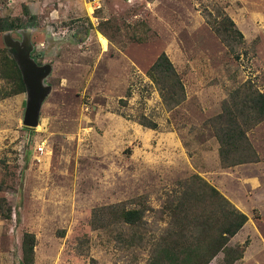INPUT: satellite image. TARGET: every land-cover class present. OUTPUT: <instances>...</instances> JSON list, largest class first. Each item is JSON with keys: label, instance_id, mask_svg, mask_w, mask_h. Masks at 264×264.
<instances>
[{"label": "rangeland", "instance_id": "rangeland-1", "mask_svg": "<svg viewBox=\"0 0 264 264\" xmlns=\"http://www.w3.org/2000/svg\"><path fill=\"white\" fill-rule=\"evenodd\" d=\"M97 5L92 14L84 0H0V56H11L6 33L20 41L31 28L32 58L52 66L36 128L22 124L26 94L1 98L0 80V198L11 209L0 219V264H22L24 233L36 240L34 264H149L169 229L164 205L195 175L248 217L228 243L249 240L235 264H264V121L247 132L258 161L231 168L208 123L239 85L264 91V0ZM222 14L243 35L234 53L212 29ZM162 53L184 86L174 108L148 76ZM109 206L144 210L141 228L106 220Z\"/></svg>", "mask_w": 264, "mask_h": 264}, {"label": "trees", "instance_id": "trees-1", "mask_svg": "<svg viewBox=\"0 0 264 264\" xmlns=\"http://www.w3.org/2000/svg\"><path fill=\"white\" fill-rule=\"evenodd\" d=\"M24 8V13L26 12ZM211 23L213 32L234 53L236 45L243 40L234 22L225 14ZM13 28V24H7ZM18 28V26H17ZM148 76L156 85L157 92L168 108L179 106L185 99V91L172 63L162 53L151 65ZM0 80L5 82L1 98L25 93L20 71L12 57L3 52L0 56ZM264 121V91L260 92L246 81L233 90L221 106V112L209 119L219 142V159L223 168H231L258 161L247 132ZM140 125L155 129L156 124L140 122ZM3 186L0 183V191ZM163 212L168 217L169 229L154 239L149 251V264H210L222 254L223 264H235L243 258L249 240L241 245L228 246L229 241L248 222V217L236 209L215 188L195 175L181 193L168 199ZM106 216L119 218L124 227L139 229L143 224L144 210L104 207ZM11 218V209L6 199L0 198V219ZM133 244L140 236L133 235ZM35 237L24 233L21 241V263L34 264Z\"/></svg>", "mask_w": 264, "mask_h": 264}, {"label": "water", "instance_id": "water-1", "mask_svg": "<svg viewBox=\"0 0 264 264\" xmlns=\"http://www.w3.org/2000/svg\"><path fill=\"white\" fill-rule=\"evenodd\" d=\"M21 40H15L10 32L3 36L6 49L9 50L12 59L17 65L25 86V110L22 124L27 128H36L39 125L42 105L51 92V86L45 83L52 72L50 64L39 65L32 58L34 49L31 43L32 29L18 31Z\"/></svg>", "mask_w": 264, "mask_h": 264}, {"label": "built area", "instance_id": "built-area-1", "mask_svg": "<svg viewBox=\"0 0 264 264\" xmlns=\"http://www.w3.org/2000/svg\"><path fill=\"white\" fill-rule=\"evenodd\" d=\"M87 4H89V5H91V8H90V10H91V13L93 14V10H96V9H98V8H100V5H97L96 7H94L95 6V3H96V1L97 0H84ZM38 150H39V152L40 153H42L43 152V145H41V146H39L38 147Z\"/></svg>", "mask_w": 264, "mask_h": 264}, {"label": "crops", "instance_id": "crops-1", "mask_svg": "<svg viewBox=\"0 0 264 264\" xmlns=\"http://www.w3.org/2000/svg\"><path fill=\"white\" fill-rule=\"evenodd\" d=\"M259 163H261V162H259ZM246 225H247V224H245V225L243 226V228L237 233L238 235L240 234L241 231H243V230L245 229V226H246ZM237 234H236V235H237ZM236 235H235V236H236ZM238 235H237V236H238Z\"/></svg>", "mask_w": 264, "mask_h": 264}]
</instances>
